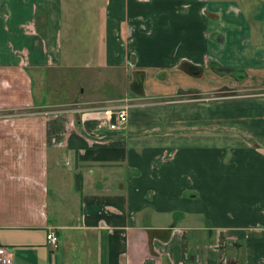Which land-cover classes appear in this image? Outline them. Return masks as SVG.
I'll return each instance as SVG.
<instances>
[{
  "label": "crops",
  "instance_id": "1",
  "mask_svg": "<svg viewBox=\"0 0 264 264\" xmlns=\"http://www.w3.org/2000/svg\"><path fill=\"white\" fill-rule=\"evenodd\" d=\"M62 1L0 0L9 264H264V0H104L84 53Z\"/></svg>",
  "mask_w": 264,
  "mask_h": 264
},
{
  "label": "rangeland",
  "instance_id": "2",
  "mask_svg": "<svg viewBox=\"0 0 264 264\" xmlns=\"http://www.w3.org/2000/svg\"><path fill=\"white\" fill-rule=\"evenodd\" d=\"M104 0H63L62 6V43L63 51L67 52L69 43L79 45L81 51L85 52L86 42L89 46H93V51H97L100 38L98 37L101 31L99 15L95 14L94 7L100 5ZM91 48V47H90ZM79 49V50H80ZM92 52H90L91 54ZM220 72V71H219ZM235 75V73H234ZM237 75V73H236ZM107 92V90H105ZM237 92L244 91H264V89L252 90H235ZM60 232V236H61ZM59 247V246H58ZM64 252V245L59 247ZM58 249H54L56 252ZM63 256V257H62ZM62 260L65 258L61 254ZM70 262L64 259L62 264H69Z\"/></svg>",
  "mask_w": 264,
  "mask_h": 264
},
{
  "label": "built area",
  "instance_id": "3",
  "mask_svg": "<svg viewBox=\"0 0 264 264\" xmlns=\"http://www.w3.org/2000/svg\"><path fill=\"white\" fill-rule=\"evenodd\" d=\"M131 105L128 98L110 104L104 108L105 119L103 121L104 127L107 130L114 131L118 134H123L126 130L127 109ZM46 241L52 246L57 245V236L54 231L49 229L45 233ZM12 250L4 243L0 242V264H9L12 258Z\"/></svg>",
  "mask_w": 264,
  "mask_h": 264
},
{
  "label": "water",
  "instance_id": "4",
  "mask_svg": "<svg viewBox=\"0 0 264 264\" xmlns=\"http://www.w3.org/2000/svg\"><path fill=\"white\" fill-rule=\"evenodd\" d=\"M217 68H218V70H223V71H226L229 69V68H225V67H217Z\"/></svg>",
  "mask_w": 264,
  "mask_h": 264
}]
</instances>
